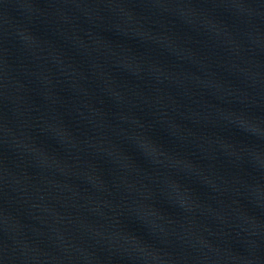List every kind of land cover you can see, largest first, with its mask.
<instances>
[{
  "label": "water",
  "instance_id": "obj_1",
  "mask_svg": "<svg viewBox=\"0 0 264 264\" xmlns=\"http://www.w3.org/2000/svg\"><path fill=\"white\" fill-rule=\"evenodd\" d=\"M0 264H264V0H0Z\"/></svg>",
  "mask_w": 264,
  "mask_h": 264
}]
</instances>
